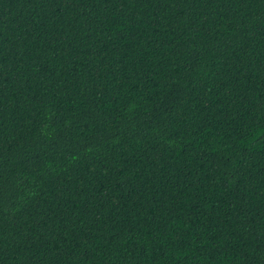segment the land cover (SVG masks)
Listing matches in <instances>:
<instances>
[{
	"label": "trees",
	"instance_id": "obj_1",
	"mask_svg": "<svg viewBox=\"0 0 264 264\" xmlns=\"http://www.w3.org/2000/svg\"><path fill=\"white\" fill-rule=\"evenodd\" d=\"M0 264H264V0H0Z\"/></svg>",
	"mask_w": 264,
	"mask_h": 264
}]
</instances>
